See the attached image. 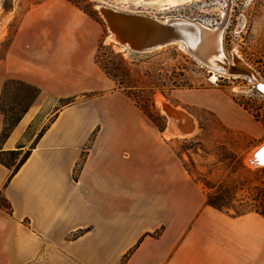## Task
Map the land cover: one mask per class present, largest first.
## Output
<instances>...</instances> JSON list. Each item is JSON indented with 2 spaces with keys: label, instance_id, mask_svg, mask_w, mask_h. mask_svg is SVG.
Wrapping results in <instances>:
<instances>
[{
  "label": "crops",
  "instance_id": "crops-1",
  "mask_svg": "<svg viewBox=\"0 0 264 264\" xmlns=\"http://www.w3.org/2000/svg\"><path fill=\"white\" fill-rule=\"evenodd\" d=\"M47 4L0 59V98L12 80L38 91L0 143H33L11 177L0 162V264H264V217L205 205L163 131L113 90L88 22ZM51 99L72 101L48 119Z\"/></svg>",
  "mask_w": 264,
  "mask_h": 264
},
{
  "label": "rangeland",
  "instance_id": "rangeland-1",
  "mask_svg": "<svg viewBox=\"0 0 264 264\" xmlns=\"http://www.w3.org/2000/svg\"><path fill=\"white\" fill-rule=\"evenodd\" d=\"M134 1L0 0V59L24 15L38 4L48 3V8L62 6L77 11L88 22L87 33L96 35L95 61L105 74L106 71L110 73L106 76L112 80L113 90L126 96L129 89L123 87L129 83L131 99L134 97L146 108L151 106L164 119L161 138L169 142L187 174L200 185L204 197L219 202L230 214L249 211L264 214V167L246 163L251 151L264 142V95L254 86H247L245 77L218 75L215 83L210 82L208 70L177 45L147 52L122 50L107 38L108 30L99 11L105 6L145 14L159 21L168 18L194 21L210 29L223 23L224 56L229 60L233 55L239 56L264 80V0H192L171 8L149 10L134 6L126 9L115 4L136 5ZM37 92L15 80L6 83L0 98L4 118L0 143L8 137L10 124L35 101ZM71 101L48 100V119ZM160 104L176 107V113L189 116L194 123V133L187 138H165L166 118ZM152 127L156 128L153 124ZM32 146L33 143L25 150H12L14 160L6 154L10 151L0 156V162L10 175ZM78 168L79 165L74 176ZM1 209L10 211V208Z\"/></svg>",
  "mask_w": 264,
  "mask_h": 264
},
{
  "label": "bare ground",
  "instance_id": "bare-ground-1",
  "mask_svg": "<svg viewBox=\"0 0 264 264\" xmlns=\"http://www.w3.org/2000/svg\"><path fill=\"white\" fill-rule=\"evenodd\" d=\"M109 1V0H108ZM156 1L154 3H145L144 0H136L134 1L136 5H126V2L122 3H116L118 6H122L124 8H131L132 6L141 8V10H149L152 8H171L176 6V4H181L183 2H190L192 0H153ZM147 2V1H146ZM113 4V3H112ZM101 7V6H100ZM130 10V9H129ZM131 10H140V9H131ZM100 14L103 17V20L105 23H107L108 28V36L107 38L117 47L121 48L122 50L128 49L135 51V43L128 39L123 34L127 32L128 28L125 27V24H123V21H127V19H132L136 17H142L149 20L154 21L156 24L159 25H170V27L173 28V30H177V36L176 38L181 39L185 42H176L171 45H177L178 48L182 49L187 53L191 58H193L198 63L203 62L209 67H211L214 70H211L210 72V78L209 81L212 83H215L217 81L218 72H215V70H224L223 75L229 76L230 72H242L247 74L248 76H239V77H245V79L248 81L247 86H256L257 84H260V87H263L264 80L260 79L254 70L249 67L247 64L243 62V60L237 56L233 55L232 60L227 59L226 56H224L223 50H222V36H223V28L224 24L221 23L220 26H217L215 28H206L204 25L197 23V22H189L185 20L180 19H166L164 21H159L156 18H153L151 16L141 14V13H131V12H125V11H119L113 8H108L105 6H102V8L99 9ZM119 27V29H118ZM175 28V29H174ZM153 32H160L159 29L151 28ZM171 30V28L169 29ZM115 33V34H114ZM115 35L116 39L115 40ZM123 41V42H122ZM197 42V43H196ZM121 43V44H120ZM165 46L157 47L153 50L160 49ZM150 51V50H147ZM147 51H137V52H147ZM200 61V62H199ZM220 63V64H218ZM222 64L223 67H222ZM235 77L234 78H239ZM263 89V88H262ZM160 108L162 110V114H166L167 111L165 108L169 109L168 107L160 104ZM171 119V118H170ZM180 123H177L174 121L173 123H169V127L173 134H177L180 137L185 136L187 133L192 134L194 129V123L189 118L186 117V120L182 122V118L180 116ZM177 123V124H175ZM264 145V142L256 147L254 150L251 151L250 155L251 157L252 153L254 154L252 156L253 158V166L256 167H264V150H260V148Z\"/></svg>",
  "mask_w": 264,
  "mask_h": 264
},
{
  "label": "water",
  "instance_id": "water-1",
  "mask_svg": "<svg viewBox=\"0 0 264 264\" xmlns=\"http://www.w3.org/2000/svg\"><path fill=\"white\" fill-rule=\"evenodd\" d=\"M123 24H125V27L128 28L127 32H125L123 34V36L125 35L128 39H130L131 41H133L135 43V48H134L135 51L153 50L157 47L165 46V45L169 46V45L176 43V42H182L185 44V42L183 40L176 38L178 31L173 30V28L170 27L171 24L166 25V26L165 25H159V24H156L152 20L142 18V17L127 19V21H123ZM105 25H106V28H108L107 23H105ZM151 28L159 29L160 32H153V30ZM170 28H171V30H169ZM118 29H119V27H118ZM108 31H109V29H108ZM117 37L115 35L114 39L117 40L116 39ZM195 62L198 63L197 61H195ZM198 64L201 65L202 67L206 68L209 73L211 72V70H214L203 62H200ZM218 64H220V63H218ZM223 65L224 64H222V67H223ZM215 72H218L217 73L218 75H223L224 70H215ZM229 76L230 77H234V76L235 77H239V76H245L246 77L248 75L245 73H242V72H238V73L237 72H234V73L230 72ZM262 86L263 87H260V84H257L254 88L257 92L264 95V84ZM171 108L174 109L173 107H171ZM165 109H166L167 113L164 114V116L166 118V127H165L164 132L167 135H169L170 137L179 138L180 137L179 135L173 134L172 131H170L168 129V124L170 122H172V123L174 121H176L177 123L181 122V120L179 119V115H177L175 112H172L170 109H167V108H165ZM187 114L190 115L189 113H187ZM177 123H175V124H177ZM192 134L187 133L185 136L180 137V138H187V137H190ZM261 150H264V145L260 148V150L258 152H260ZM251 155L253 156L254 154L252 153ZM252 156L249 158H246V163L248 165L253 164L252 163L253 162Z\"/></svg>",
  "mask_w": 264,
  "mask_h": 264
},
{
  "label": "trees",
  "instance_id": "trees-1",
  "mask_svg": "<svg viewBox=\"0 0 264 264\" xmlns=\"http://www.w3.org/2000/svg\"><path fill=\"white\" fill-rule=\"evenodd\" d=\"M104 69V68H103ZM106 74H110L109 72L106 71ZM126 86L123 87L124 89H129L128 92L126 93V96L128 98L131 99V96L132 94L129 93L130 90H131V87L129 86V83H126L125 84ZM33 88V87H31ZM34 90H36L35 88H33ZM134 98V97H133ZM131 99L132 102L134 103V105L142 112V114L154 125L156 126L157 130L159 132H162L163 131V121L164 119L159 116L158 112H156L151 106H149V108H146L143 104H140L139 101H137L136 99ZM146 100V98H145ZM149 99H147L146 101H148ZM18 121V118L16 120H14L11 124H10V127L8 128V131L16 124V122ZM43 131V130H42ZM42 131L39 133L38 137L41 135ZM32 148V147H31ZM5 153L2 152L0 153V156L4 155ZM6 154L10 155L11 159L14 160V155H15V152L13 151H10V152H7ZM28 154H29V151H27L23 156L22 158L16 163L10 177L12 175L15 174V172L19 169V167L23 164V162L26 160V158L28 157ZM183 167L185 169V165L183 164ZM187 170V169H185ZM5 202V203H4ZM6 204V205H5ZM205 205L209 206V207H212L214 209H217V210H220V211H225L227 210V208H224L222 205H220L219 202H215V200H211V198L209 196H207L205 198V202H204ZM0 208H6V210L8 209L9 210V205L8 203L5 201V200H2V197H0ZM227 212V211H225ZM245 212H242V213H235L233 215H241V214H244ZM262 217H264V214L262 213H259Z\"/></svg>",
  "mask_w": 264,
  "mask_h": 264
}]
</instances>
